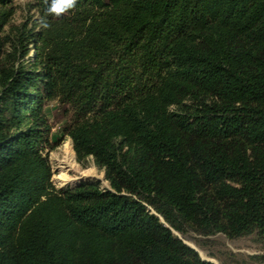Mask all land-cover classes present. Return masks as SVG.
<instances>
[{
  "label": "trees",
  "instance_id": "obj_1",
  "mask_svg": "<svg viewBox=\"0 0 264 264\" xmlns=\"http://www.w3.org/2000/svg\"><path fill=\"white\" fill-rule=\"evenodd\" d=\"M0 0V264H264V0ZM33 54V55H32ZM108 189H57L46 108ZM257 249L235 252L213 237Z\"/></svg>",
  "mask_w": 264,
  "mask_h": 264
},
{
  "label": "rangeland",
  "instance_id": "obj_2",
  "mask_svg": "<svg viewBox=\"0 0 264 264\" xmlns=\"http://www.w3.org/2000/svg\"><path fill=\"white\" fill-rule=\"evenodd\" d=\"M33 3L34 0L15 1L14 7L16 9V14L13 19L14 25L19 26L24 23H29L31 22V19L33 17H37L36 11L31 8V5ZM46 114L48 115L49 125L51 127L50 133L47 134V138L50 140L51 145H57V143H59L63 138V140L58 144L56 148H47L49 160L53 168V185L57 189L61 190L66 189L68 187H76L77 185L82 183L98 182L101 188L108 189L110 186L107 180L105 179V171L99 166H97L94 159L91 157L86 159L85 161H78L77 155L74 150L73 141L69 137H63L62 128L64 126V123L66 122V118L64 117L63 110L60 108L59 104L57 102L51 103L46 108ZM68 149H71V151L74 152V155H76L75 157L77 164L83 171L94 172L93 177H91L90 179H83L78 174L69 171L65 165L60 164V161L64 159ZM61 175L72 177L73 181L65 185H61L57 180V178ZM174 234L180 239H182L188 246L195 249L203 260L212 261L216 264H220V262L212 258L208 252L202 251L195 244V239L197 238V235L195 233L190 232L187 235H181L174 231ZM213 239L221 241L226 245L227 248L235 252H241L250 255L256 254L258 252L257 249L252 246L251 243L245 241H231L226 237V235L223 234H219L213 237Z\"/></svg>",
  "mask_w": 264,
  "mask_h": 264
},
{
  "label": "bare ground",
  "instance_id": "obj_3",
  "mask_svg": "<svg viewBox=\"0 0 264 264\" xmlns=\"http://www.w3.org/2000/svg\"><path fill=\"white\" fill-rule=\"evenodd\" d=\"M76 155H74V152L71 151V149H68L67 152H66V155L64 157L63 160L60 161V164L61 165H65L69 171L75 173V174H78L79 176H81L83 179H90L91 177L94 176V172H90V171H83L79 165L77 164V161H76ZM80 177V178H81ZM58 182L61 184V185H65L71 181H73V178L72 177H69V176H64V175H61L57 178Z\"/></svg>",
  "mask_w": 264,
  "mask_h": 264
},
{
  "label": "clouds",
  "instance_id": "obj_4",
  "mask_svg": "<svg viewBox=\"0 0 264 264\" xmlns=\"http://www.w3.org/2000/svg\"><path fill=\"white\" fill-rule=\"evenodd\" d=\"M76 0H54L49 12L59 16L75 6Z\"/></svg>",
  "mask_w": 264,
  "mask_h": 264
},
{
  "label": "water",
  "instance_id": "obj_5",
  "mask_svg": "<svg viewBox=\"0 0 264 264\" xmlns=\"http://www.w3.org/2000/svg\"><path fill=\"white\" fill-rule=\"evenodd\" d=\"M210 262H212V261H210ZM214 263V262H213ZM214 264H216V263H214Z\"/></svg>",
  "mask_w": 264,
  "mask_h": 264
}]
</instances>
